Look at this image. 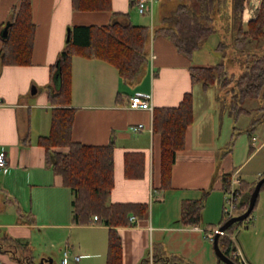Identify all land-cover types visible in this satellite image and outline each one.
<instances>
[{
    "label": "crops",
    "instance_id": "crops-1",
    "mask_svg": "<svg viewBox=\"0 0 264 264\" xmlns=\"http://www.w3.org/2000/svg\"><path fill=\"white\" fill-rule=\"evenodd\" d=\"M261 1H247L242 16L245 29L257 18ZM21 2L0 0V51L3 30ZM160 3L158 25L155 9L149 22L148 62L136 82H126L119 70L104 60L73 58L72 102L68 106L76 109L73 140L89 146L114 143V186L109 203L148 205L144 218L131 215L130 225L117 229L123 264H223L214 248L215 233L226 217L224 207L229 197L224 191L223 175H232L231 189L236 190L243 181L255 184L264 175V166L243 174L245 165L264 151L260 150L264 145V107L257 105L247 116L259 121V134L253 137L257 138L255 153L247 155L249 140L247 150L239 148L242 136L228 150L233 130L219 143V117L198 116L194 94L197 85L190 77L192 66L204 65L193 56L181 54L167 38L154 35V29L161 28L165 21L160 16ZM31 4L35 24L32 64L3 66L0 55V153L5 152L8 159L7 171L0 172V232H4V239L12 237L24 242L38 227H50L58 233L78 227L72 222L74 193L46 165L45 151L38 144L51 131L54 106L49 96L61 88V80L52 69L67 44L69 30L74 26H106L115 20L137 25L136 21L149 17L138 12L134 0H112V12H77L72 0H31ZM215 11V24L222 17L236 20L233 0H216ZM188 93L194 95V122L188 128L185 149L176 154L171 188L162 189L161 137L154 133L153 113L157 108L178 107ZM136 95L150 99L153 111L129 108L130 99ZM127 153L143 154L139 178L126 177ZM246 196L245 192L243 197ZM198 200L205 204L201 223L185 227L181 222L183 204ZM260 203L251 223L253 235H261L264 242V232L258 229V223L264 220V197ZM80 229L86 233L85 242H81L85 243L86 259L92 264H106L109 227L94 223ZM235 231L226 235L235 243L241 262L253 264L244 256ZM74 260L81 261L76 257ZM261 262L255 264H264Z\"/></svg>",
    "mask_w": 264,
    "mask_h": 264
},
{
    "label": "trees",
    "instance_id": "trees-1",
    "mask_svg": "<svg viewBox=\"0 0 264 264\" xmlns=\"http://www.w3.org/2000/svg\"><path fill=\"white\" fill-rule=\"evenodd\" d=\"M247 1L233 0L235 19L238 22L235 40H264V0L261 1L257 18L245 29L242 16ZM195 3L199 4V12L188 4H181L171 14V18H167L170 26L154 29L155 36L167 38L181 54L187 57H192L202 43L216 32V0H195ZM134 4L137 5L136 0ZM72 6L77 12H112L113 10L112 0H72ZM8 26V36L4 38V45L0 51L3 66L31 65L35 37L31 0H22L20 6L13 9ZM150 31V26L122 24L116 20L106 26H74L70 30V40L61 52L57 65L52 69L53 74L61 75V88L59 92L49 96V102L54 106L51 131L49 136L42 137L38 141L39 146L45 151L46 165L56 175L61 176L64 185L74 193L73 225L87 226L95 223L109 227L106 264H123L122 240L117 229L120 226H129L131 215L144 218L149 208L147 204L109 203L114 186V143L106 146H89L73 140L76 109L68 107L72 102L73 58L81 56L109 62L119 70L126 82L134 83L141 77L148 62L146 45ZM190 77L193 85L202 84L205 93L215 86L222 91H228L236 83L229 113L237 121L242 115H252V110L246 107L248 102L264 98V55L254 58L238 78L229 75L225 64L211 67L192 66ZM193 122L192 93L186 94L178 107L154 110L153 130L161 137L162 189L171 188L176 154L185 149L186 134ZM258 124L259 121L253 119L248 131L251 152L254 151L252 132ZM234 131L230 144L237 136L236 128ZM143 162L142 153H127L126 177L139 178ZM263 177L264 175L259 180ZM231 182L232 175L224 174L225 193H229ZM257 183L249 184L245 181L241 183L235 195L236 206L232 217L241 216L248 210L250 197ZM263 190L264 184L260 193ZM245 192L248 195L246 198L243 197ZM258 201L259 197L250 216L232 225L226 234L233 233L243 226L249 227ZM204 207L203 200L185 202L181 217L183 225L199 226ZM95 217L98 220L94 221ZM230 218L224 217L220 225H224ZM226 234H222L219 240L221 250L235 264H243L235 243Z\"/></svg>",
    "mask_w": 264,
    "mask_h": 264
},
{
    "label": "rangeland",
    "instance_id": "rangeland-1",
    "mask_svg": "<svg viewBox=\"0 0 264 264\" xmlns=\"http://www.w3.org/2000/svg\"><path fill=\"white\" fill-rule=\"evenodd\" d=\"M161 19L171 18V14L178 9L181 4H188L189 7L199 12V4L195 0H159ZM158 6L155 4V24H157ZM220 15V14H219ZM219 18V16H218ZM218 20L215 24L216 32L214 35L205 40L201 47L193 54L195 61L202 65L216 66L218 64H225L230 76L236 78L240 77L256 57L264 55V40H246L236 41L235 30L238 26L237 20L227 21L224 17ZM148 19L136 21L137 25L149 24ZM170 20V19H169ZM163 27L170 26L168 19L163 21ZM222 44V46H220ZM234 83L228 91H222L215 86L209 90L208 93L203 91L202 84L195 87V98L197 102L198 116L201 118L211 116L219 117L218 125L216 127L217 141L222 143V139L227 132H235L236 139L234 142L227 144L228 150L233 148L238 138L244 137L240 142L239 148L247 150L248 140L249 149L247 155L251 156L255 151L251 152L250 134L248 131L251 127L253 119L248 118V115H242L237 121L230 116V108L233 102ZM264 107V98L257 102L250 101L246 104L249 109H255L257 105ZM249 122V123H248ZM264 124V122H263ZM262 123L260 125H263ZM233 127V129H232ZM249 127V128H248ZM256 128L252 132V136H258L259 130ZM261 133L264 134V126L261 128ZM231 140V139H230ZM246 146V147H245ZM226 151V149H224ZM239 150V149H238ZM252 161H249L245 166L243 174L255 167L264 166V151L258 152ZM262 197H264V190L260 193L258 205L261 204ZM226 205V203H225ZM257 205V207H258ZM257 210V209H256ZM255 210V212H256ZM254 212L256 216L257 213ZM26 221L25 223H27ZM258 229L264 232V220L258 223ZM81 226L73 227L74 230H64L61 233L56 232L50 227L36 228L31 239L28 242L18 241L15 238L4 239V232H0V264H61L64 258L65 251H69L70 261L68 264H92V260H87L85 257V229H80ZM85 227V226H82ZM252 223L248 229L246 226L237 228L235 231V238L242 248V252L246 258L253 264L264 262V242L263 239L253 235ZM239 231L240 234L238 233ZM9 236V235H8ZM247 253V254H246ZM242 254V255H243ZM79 257L81 261L76 262L75 257ZM47 260V261H45Z\"/></svg>",
    "mask_w": 264,
    "mask_h": 264
},
{
    "label": "built area",
    "instance_id": "built-area-1",
    "mask_svg": "<svg viewBox=\"0 0 264 264\" xmlns=\"http://www.w3.org/2000/svg\"><path fill=\"white\" fill-rule=\"evenodd\" d=\"M137 2V9L138 12L145 16L149 15L150 18H153V13L155 9V4L159 2V0H136ZM153 23V22H152ZM129 108L131 109H141V110H149L153 111L154 107L150 99H146L143 96L136 95L130 99ZM143 125H140L139 128H142ZM134 130H138V128H134ZM253 145H257V138H253ZM264 149V145L260 147V150ZM8 169V159L7 154L5 152L0 153V172H6ZM239 183V181H237ZM236 183V182H234ZM234 185V184H233ZM237 190L233 187L230 192L228 193V199L226 202V205L224 207V214L227 218H230L233 216L234 209L236 206V195ZM95 220H98L97 217H95ZM131 222H135V218H131ZM215 233V232H214ZM239 255V254H238ZM70 259L69 251H65L64 258L62 260L61 264H68ZM76 260L79 261L80 258L76 257Z\"/></svg>",
    "mask_w": 264,
    "mask_h": 264
},
{
    "label": "water",
    "instance_id": "water-1",
    "mask_svg": "<svg viewBox=\"0 0 264 264\" xmlns=\"http://www.w3.org/2000/svg\"><path fill=\"white\" fill-rule=\"evenodd\" d=\"M8 24H7V26L5 27V29L3 30V33H2V36L4 38H6L8 36V27H9ZM69 40H70V30H69V34H68V41ZM60 76L61 75L59 73L58 77L61 80ZM263 184H264V177L261 180H259V182L255 186L254 191L251 194L248 210L241 216L230 218L224 225L220 226L219 229L217 230V232L215 234V237H214V248H215V252H216V254H217L218 258H219V262H221L223 264H235L221 250L220 245H219L220 237H221L222 234H225L230 229V227L232 225H234L237 222L244 221L250 216V214L252 213V211L255 208V205H256L257 199H258V197L260 195L261 187H262ZM45 261H47V260H45Z\"/></svg>",
    "mask_w": 264,
    "mask_h": 264
},
{
    "label": "bare ground",
    "instance_id": "bare-ground-1",
    "mask_svg": "<svg viewBox=\"0 0 264 264\" xmlns=\"http://www.w3.org/2000/svg\"><path fill=\"white\" fill-rule=\"evenodd\" d=\"M216 234V233H215ZM226 234V233H225ZM239 256V255H238Z\"/></svg>",
    "mask_w": 264,
    "mask_h": 264
}]
</instances>
